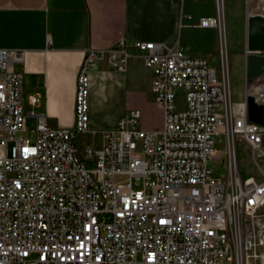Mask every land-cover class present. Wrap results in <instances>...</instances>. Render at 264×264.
Masks as SVG:
<instances>
[{"label": "built area", "instance_id": "built-area-1", "mask_svg": "<svg viewBox=\"0 0 264 264\" xmlns=\"http://www.w3.org/2000/svg\"><path fill=\"white\" fill-rule=\"evenodd\" d=\"M214 1L215 17L199 24L221 31L223 0ZM125 47L86 51L73 125L61 128L33 113L26 126L21 75L12 69L24 51L0 49V264H242L264 250V172L255 161L264 156V126L248 121L245 99H231L225 72L217 79L205 56L133 42L162 108V129L142 130L139 110L130 109L101 131L98 146L78 144L77 134L90 131L88 72L106 54L124 71ZM247 90L264 104V74ZM220 137L224 179L211 167ZM236 137L250 149L258 178L241 179Z\"/></svg>", "mask_w": 264, "mask_h": 264}, {"label": "crops", "instance_id": "crops-1", "mask_svg": "<svg viewBox=\"0 0 264 264\" xmlns=\"http://www.w3.org/2000/svg\"><path fill=\"white\" fill-rule=\"evenodd\" d=\"M256 14L262 15L261 0H223L218 31L199 24L215 17L214 0H0V49L24 51L12 69L21 75L26 126L34 125L33 113L44 115L48 127L61 128L73 125L75 77L86 51L123 41L129 55L124 71L113 68L106 54L88 72L90 131L77 138L98 135L101 143V131L130 109L139 110L142 130L162 129L163 111L153 100L135 41L183 47L205 56L213 70L220 61L237 80L227 78L231 99L241 102L253 94L245 79V44L246 19Z\"/></svg>", "mask_w": 264, "mask_h": 264}, {"label": "rangeland", "instance_id": "rangeland-1", "mask_svg": "<svg viewBox=\"0 0 264 264\" xmlns=\"http://www.w3.org/2000/svg\"><path fill=\"white\" fill-rule=\"evenodd\" d=\"M235 19H233V22L235 23ZM225 37V36H224ZM210 67V65H209ZM214 71L216 74L217 79L221 80L222 77V70L225 72L227 78L229 77L231 80H234L235 77L231 74L225 65L221 66L220 61L218 66H214ZM236 80V79H235ZM237 81V80H236ZM175 106L177 109H180L182 107L181 98L178 96L175 101ZM140 121V119H139ZM27 127H33L32 123L30 121L27 122ZM80 134V133H79ZM23 136H26V134H23ZM79 144H90V145H99V136L97 135L96 138H94L91 134H81L77 138ZM236 140V165L237 169L239 171L240 177L242 180L248 178V177H254L258 178L260 175L259 169L256 167V164L254 160L252 159V153L250 149L247 147V145L235 138ZM11 146V143L9 144V147ZM226 153H225V139L223 137H220L216 140L215 146H214V157L211 161V167L213 168V173L215 176H219L222 179H224V165L225 162ZM255 161L259 164V166L262 168L264 172V156L257 155ZM224 181V180H223ZM264 209V205H263ZM260 251V252H259ZM258 255L251 256L247 255L243 261L242 264H264V250H258Z\"/></svg>", "mask_w": 264, "mask_h": 264}, {"label": "water", "instance_id": "water-1", "mask_svg": "<svg viewBox=\"0 0 264 264\" xmlns=\"http://www.w3.org/2000/svg\"><path fill=\"white\" fill-rule=\"evenodd\" d=\"M246 83L252 82L264 74V16H248L246 19ZM248 121L264 126V104L253 95L245 97Z\"/></svg>", "mask_w": 264, "mask_h": 264}]
</instances>
